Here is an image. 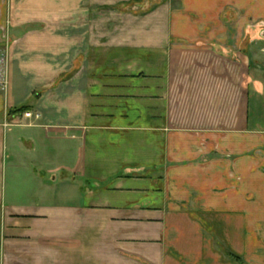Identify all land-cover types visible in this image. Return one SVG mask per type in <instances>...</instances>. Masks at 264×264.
<instances>
[{
	"label": "crops",
	"instance_id": "1",
	"mask_svg": "<svg viewBox=\"0 0 264 264\" xmlns=\"http://www.w3.org/2000/svg\"><path fill=\"white\" fill-rule=\"evenodd\" d=\"M4 47L0 264H264V0H0Z\"/></svg>",
	"mask_w": 264,
	"mask_h": 264
},
{
	"label": "built area",
	"instance_id": "2",
	"mask_svg": "<svg viewBox=\"0 0 264 264\" xmlns=\"http://www.w3.org/2000/svg\"><path fill=\"white\" fill-rule=\"evenodd\" d=\"M8 62L9 52L8 47L0 49V90H5L8 85ZM25 116L31 117V112H25Z\"/></svg>",
	"mask_w": 264,
	"mask_h": 264
},
{
	"label": "trees",
	"instance_id": "3",
	"mask_svg": "<svg viewBox=\"0 0 264 264\" xmlns=\"http://www.w3.org/2000/svg\"><path fill=\"white\" fill-rule=\"evenodd\" d=\"M26 110H27V107H22L18 109V111L23 112V113L27 112Z\"/></svg>",
	"mask_w": 264,
	"mask_h": 264
},
{
	"label": "rangeland",
	"instance_id": "4",
	"mask_svg": "<svg viewBox=\"0 0 264 264\" xmlns=\"http://www.w3.org/2000/svg\"><path fill=\"white\" fill-rule=\"evenodd\" d=\"M156 3H157V2H156ZM154 4H155V2L152 4V5H153V8H155V7H154V6H155Z\"/></svg>",
	"mask_w": 264,
	"mask_h": 264
}]
</instances>
